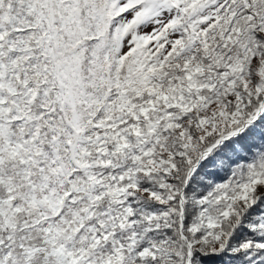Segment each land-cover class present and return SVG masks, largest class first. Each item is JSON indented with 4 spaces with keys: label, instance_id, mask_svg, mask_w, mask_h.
<instances>
[{
    "label": "snow or ice",
    "instance_id": "snow-or-ice-1",
    "mask_svg": "<svg viewBox=\"0 0 264 264\" xmlns=\"http://www.w3.org/2000/svg\"><path fill=\"white\" fill-rule=\"evenodd\" d=\"M0 264H264V0H0Z\"/></svg>",
    "mask_w": 264,
    "mask_h": 264
}]
</instances>
